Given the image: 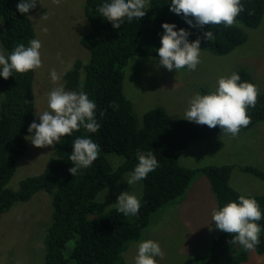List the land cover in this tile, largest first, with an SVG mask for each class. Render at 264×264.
Masks as SVG:
<instances>
[{"label": "trees", "instance_id": "obj_1", "mask_svg": "<svg viewBox=\"0 0 264 264\" xmlns=\"http://www.w3.org/2000/svg\"><path fill=\"white\" fill-rule=\"evenodd\" d=\"M19 0H0V18L3 30L0 41L9 53L16 43L27 45L35 38L33 22L27 14L16 9ZM101 0H86L84 14L91 30L81 37L80 43L90 51L88 63L76 60L64 74L65 90L84 88L96 100V114L100 126L91 131L83 126L66 133L60 143L46 146L49 162L40 174L20 181L18 190L8 184L15 175L22 158L23 165L32 156L27 132L36 107L35 69L13 73L7 79L0 77L3 98L0 100V214L7 213L18 202L27 203L35 195L51 190L53 216L48 226L42 264H125L123 253L128 245L142 238L151 216L160 208L179 197H184L193 180L203 175L213 193L217 206L239 195L255 198L262 211L259 235L255 247L259 256L264 255V194H245L231 185L233 166L206 165L190 167L180 160L189 145L200 137L222 132L219 126L209 128L181 118H174L163 107L150 109L137 117L133 104L124 92L125 68L134 57H157L160 46L162 22L175 23L191 33L189 40L201 37L200 49L215 56H223L244 44L245 28H256L264 15V0H240L244 11L239 13L231 26L204 25L190 28L180 15L169 11L166 0H147L145 15L132 22L124 21L114 26L96 9ZM191 18V17H190ZM244 26V29H243ZM212 30L214 39L204 40L202 33ZM242 80L254 84L248 69L237 71ZM206 93V91H202ZM111 105H115L112 107ZM100 109H104L101 114ZM250 122L239 133L251 131L264 122V92L257 94L254 107L247 109ZM238 133V134H239ZM77 134H88L98 144V156L87 167L74 175L69 171L71 139ZM153 151L158 167L144 179L140 208L135 215L124 216L116 208L109 211L97 200L107 187L116 185L136 163L137 149ZM38 148L35 156L40 155ZM123 158L116 167L109 155ZM29 161H25V158ZM244 173L264 180V171L252 166H237ZM50 193V192H49ZM234 234L221 233L213 240L205 260L188 258L186 264H239L247 257L239 244H230ZM239 247V248H238ZM226 256V258H225Z\"/></svg>", "mask_w": 264, "mask_h": 264}, {"label": "rangeland", "instance_id": "obj_2", "mask_svg": "<svg viewBox=\"0 0 264 264\" xmlns=\"http://www.w3.org/2000/svg\"><path fill=\"white\" fill-rule=\"evenodd\" d=\"M40 3L35 9H30L28 15L33 17L30 19L35 27L36 39L41 43V66L35 69L34 92L36 107L43 111L47 108L46 93L55 86L64 85V74L75 61L89 62L90 51L82 46L80 40L90 32L91 27L84 14L86 0H40ZM2 30L3 20L0 18V32ZM244 32L247 35L245 43L226 55L215 56L201 49L200 62L195 70L168 71L163 66H156L153 59L156 57L132 58L125 68L124 92L139 120L144 113L156 107H163L170 116L181 118L195 92L204 94L201 90H214L219 76L242 68L248 69L258 93H263L264 15L256 28H245ZM0 53L8 54L1 41ZM52 68L60 77L55 82L49 77ZM3 96L0 88V100ZM30 146L31 161L23 165L24 158L20 160L8 184L10 189L18 190L22 179L40 174L49 162L51 155L45 153L46 146L36 147L31 142ZM38 148L41 153L35 156ZM118 158L109 155L115 167L123 163V159ZM25 161H29L28 157ZM180 162L193 168L233 166L231 185L236 190L245 194H264V180L237 168L252 166L264 171V122L236 136L219 132L206 138L200 137L189 145ZM128 174L99 194L97 200L105 205L107 211L115 208L117 196L123 191H131L139 198L142 196V180L130 186L124 180ZM52 198L51 190H44L29 202H18L9 212L0 214V264L43 263L48 226L53 216ZM214 207L217 203L206 178L198 175L183 198L179 197L151 216L140 240L159 242L162 256L156 258L157 264H186L188 258L198 262L205 260L213 240L221 233L214 227L215 222L210 221ZM137 242L130 243L123 253L125 264H134ZM253 253L256 254L255 251ZM238 263L242 264V261ZM249 264H264V255L250 259Z\"/></svg>", "mask_w": 264, "mask_h": 264}, {"label": "clouds", "instance_id": "obj_3", "mask_svg": "<svg viewBox=\"0 0 264 264\" xmlns=\"http://www.w3.org/2000/svg\"><path fill=\"white\" fill-rule=\"evenodd\" d=\"M40 0H19L16 9L22 13H29L35 9ZM169 11L180 15L190 28H203L204 25L231 26L239 13L244 11L240 0H166ZM147 0H101L96 5L97 11L114 26L122 22H132L145 15ZM41 4V3H40ZM46 15V13L44 14ZM43 15V16H44ZM42 16V17H43ZM191 17V18H190ZM28 18H33L28 16ZM163 32L160 34V46L155 49L158 58L156 66H163L166 70L176 72L180 69L195 70L200 62L201 37L189 40L190 32L185 28H177L175 23L162 22ZM204 40L214 39L212 30L202 33ZM41 43L38 39H30L27 45L16 43L5 56L0 53V77L7 79L13 73H24L41 66ZM51 81L60 79L54 68L49 70ZM257 86L241 79L238 72L219 76L214 90L201 94L195 92L188 101V106L180 116L196 124L207 125L209 128L219 126L222 133L236 136L242 127L250 122L247 109L254 107L257 100ZM46 110H35L38 118L28 125V140L33 146L44 147L60 143L61 137L71 133L81 126L95 131L100 126L96 114V100L88 91L80 88L78 91L65 90L55 86L46 93ZM115 107V105H111ZM104 109H100L103 114ZM72 150L68 152L69 171L74 175L78 170L90 165L98 156V144L88 134H77L71 139ZM136 163L131 172L124 179L128 185L141 181L146 175L158 167V160L153 151L137 149ZM118 159L122 160V157ZM117 213L124 216L135 215L140 208V198L131 191H123L114 203ZM262 211L252 196L239 195L236 200H230L214 207L211 220L214 227L226 233L234 234L230 244H239L245 252L249 264L259 254L255 247L260 243L259 235ZM211 230V229H210ZM239 248V247H238ZM256 252V254L253 253ZM162 256L159 242L153 239H143L137 242L134 264H157V257ZM253 256V257H252ZM252 257V258H251ZM258 259V258H257Z\"/></svg>", "mask_w": 264, "mask_h": 264}, {"label": "crops", "instance_id": "obj_4", "mask_svg": "<svg viewBox=\"0 0 264 264\" xmlns=\"http://www.w3.org/2000/svg\"><path fill=\"white\" fill-rule=\"evenodd\" d=\"M208 187H209V185H208ZM225 258H226V256H225Z\"/></svg>", "mask_w": 264, "mask_h": 264}]
</instances>
